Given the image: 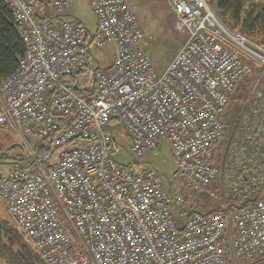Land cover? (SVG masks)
Instances as JSON below:
<instances>
[{
	"label": "built area",
	"instance_id": "built-area-1",
	"mask_svg": "<svg viewBox=\"0 0 264 264\" xmlns=\"http://www.w3.org/2000/svg\"><path fill=\"white\" fill-rule=\"evenodd\" d=\"M0 1L26 47L0 84V130L20 134L32 158L0 172V199L48 264H228L227 252L231 264L264 260L263 43L229 30L207 0H166L187 38L159 72L154 36L130 0H90L94 46L114 50L86 96L65 81L93 57L90 29L66 16L74 0ZM241 79L250 87L229 130L223 115ZM118 123L139 159L169 143L177 171L168 182L115 159ZM49 135L60 147L51 166L30 145ZM78 137L90 142L72 145ZM203 194L218 210H199ZM188 201L197 208L184 210Z\"/></svg>",
	"mask_w": 264,
	"mask_h": 264
},
{
	"label": "trees",
	"instance_id": "trees-1",
	"mask_svg": "<svg viewBox=\"0 0 264 264\" xmlns=\"http://www.w3.org/2000/svg\"><path fill=\"white\" fill-rule=\"evenodd\" d=\"M207 2L216 10L220 19L229 30H240L250 39L264 43V0H207ZM97 31L98 24L96 31L94 32L90 29L88 36L87 45L91 56L95 55L94 45ZM25 51L26 47L17 29L13 13L6 3L0 1V84L18 69L20 58L25 54ZM109 67L111 66L107 68ZM98 68L88 65L81 74L74 77H66L65 81L76 84L80 95H93L98 84L96 77ZM249 87L250 82L245 79L237 82L228 109L223 115V120L229 130L233 128L240 114L247 98V88ZM50 96L52 97L53 93ZM50 113L54 115L51 108ZM55 118L61 122L62 127L66 126V122L61 116L55 114ZM115 124V122L111 124L109 129L111 130ZM111 132L114 140L113 153L115 154L119 142L114 132ZM89 142V140L78 137L72 141V145L86 146ZM33 144L36 155L44 159L46 165H53V159L58 156L60 151V147L54 144L53 135H49L39 142L33 141ZM2 160L12 161L15 165H27L32 158L21 159L18 156L12 157L5 153L0 156V161ZM130 165L136 171L144 170L138 159ZM196 206V204H191V209L189 210L197 208ZM215 210H218V208L212 207L206 213ZM16 223V226L12 227L7 222L0 220V264H48L33 241L31 242L28 235L24 233L19 223ZM227 259L228 264H231L229 252H227ZM256 264H264V260Z\"/></svg>",
	"mask_w": 264,
	"mask_h": 264
},
{
	"label": "rangeland",
	"instance_id": "rangeland-1",
	"mask_svg": "<svg viewBox=\"0 0 264 264\" xmlns=\"http://www.w3.org/2000/svg\"><path fill=\"white\" fill-rule=\"evenodd\" d=\"M130 3L138 14L146 32L154 36L152 43L148 47V51L158 71L162 72L185 42L187 33L181 28L179 18L173 13L166 0H130ZM70 11L71 15H68L69 18H78L89 29L94 32L96 31L99 19L91 7L90 0H74ZM94 50L95 56L99 59L102 68L112 64L114 50L112 45H108L103 49L94 47ZM91 66L93 68L98 66L95 58L91 59ZM239 91L241 93L240 89ZM114 134L119 142L118 149L114 154L118 162L131 164L138 159L141 162L142 168L153 167L159 170L166 182L176 173L177 164L167 141L163 140L159 149L147 152L143 158L139 159L131 151V139L122 123L116 125ZM30 145L33 146L34 144L30 143ZM5 153L12 157L18 156L21 159H25L29 157V147L20 134L8 130H0V156ZM55 159L57 160V156ZM14 165L15 163L12 161L2 160L0 161V172L7 171ZM214 201L215 205L218 206V199L215 198ZM199 208L201 211H207L211 208L210 199L207 195L203 194L201 196ZM183 209H191L190 202L186 203ZM172 213L177 224L185 222L186 218L185 216H180L178 207H175ZM0 220L7 222L12 227H15L17 224V220L1 199ZM239 262L241 264L247 263L238 260Z\"/></svg>",
	"mask_w": 264,
	"mask_h": 264
},
{
	"label": "water",
	"instance_id": "water-1",
	"mask_svg": "<svg viewBox=\"0 0 264 264\" xmlns=\"http://www.w3.org/2000/svg\"><path fill=\"white\" fill-rule=\"evenodd\" d=\"M23 230V229H22ZM24 231V230H23ZM24 233H25V231H24ZM26 234V233H25ZM27 235V234H26ZM31 240V239H30ZM31 242H32V240H31Z\"/></svg>",
	"mask_w": 264,
	"mask_h": 264
},
{
	"label": "crops",
	"instance_id": "crops-1",
	"mask_svg": "<svg viewBox=\"0 0 264 264\" xmlns=\"http://www.w3.org/2000/svg\"><path fill=\"white\" fill-rule=\"evenodd\" d=\"M70 13V12H69ZM142 166V165H141ZM149 168V167H148ZM143 169H146V168H143Z\"/></svg>",
	"mask_w": 264,
	"mask_h": 264
}]
</instances>
